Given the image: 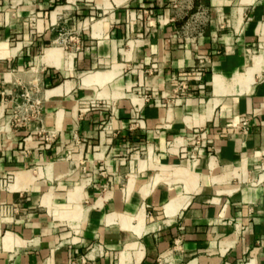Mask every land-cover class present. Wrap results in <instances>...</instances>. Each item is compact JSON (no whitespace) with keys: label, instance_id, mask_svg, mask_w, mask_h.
Returning <instances> with one entry per match:
<instances>
[{"label":"crops","instance_id":"1","mask_svg":"<svg viewBox=\"0 0 264 264\" xmlns=\"http://www.w3.org/2000/svg\"><path fill=\"white\" fill-rule=\"evenodd\" d=\"M0 264H264V0H0Z\"/></svg>","mask_w":264,"mask_h":264},{"label":"built area","instance_id":"2","mask_svg":"<svg viewBox=\"0 0 264 264\" xmlns=\"http://www.w3.org/2000/svg\"><path fill=\"white\" fill-rule=\"evenodd\" d=\"M206 17L207 13L204 9H201L195 15H191L190 20L183 27V34H185V36L192 41L196 40L197 37L203 34L204 29L202 25ZM75 41L76 38L70 35L69 37H66L62 40L65 45H70V43ZM197 60L198 65L195 69L181 72L177 74L172 80L171 86L173 89V94L170 99L171 101H185L190 96V88L192 83H198L202 81L206 72V68L210 62L209 58L205 55H198ZM142 97L146 103H151L154 100L152 95L145 94ZM8 117L10 124L16 128L29 127L33 124H42V102L36 99L31 91L24 90L20 93L18 101H15L13 107L10 108ZM229 130H241L242 132L247 133L248 122L244 120L239 126L231 125ZM196 144L197 146H201L202 140L200 137L197 138ZM182 155L186 157H194V153L192 151H188L187 149L182 150Z\"/></svg>","mask_w":264,"mask_h":264},{"label":"rangeland","instance_id":"3","mask_svg":"<svg viewBox=\"0 0 264 264\" xmlns=\"http://www.w3.org/2000/svg\"><path fill=\"white\" fill-rule=\"evenodd\" d=\"M69 37V36H68Z\"/></svg>","mask_w":264,"mask_h":264}]
</instances>
